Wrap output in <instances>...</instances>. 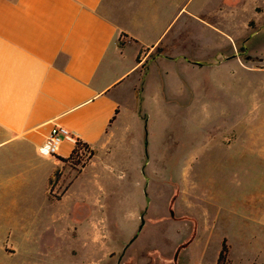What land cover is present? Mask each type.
Wrapping results in <instances>:
<instances>
[{
	"label": "rangeland",
	"instance_id": "374dc122",
	"mask_svg": "<svg viewBox=\"0 0 264 264\" xmlns=\"http://www.w3.org/2000/svg\"><path fill=\"white\" fill-rule=\"evenodd\" d=\"M234 2L222 33L191 25L198 41L186 32L172 58L148 67L143 101L130 109L146 120L113 166L100 151L72 167L19 140L0 146V246L15 250L0 252V264H216L223 239L227 264H264V0ZM161 53H141L116 91ZM50 166L47 195L65 196L53 204Z\"/></svg>",
	"mask_w": 264,
	"mask_h": 264
},
{
	"label": "crops",
	"instance_id": "0c3cea01",
	"mask_svg": "<svg viewBox=\"0 0 264 264\" xmlns=\"http://www.w3.org/2000/svg\"><path fill=\"white\" fill-rule=\"evenodd\" d=\"M232 4L237 2L0 0V146L19 140L35 146L41 154L38 148L50 129L60 125L93 151L86 167L95 162L98 151L106 157L105 167L113 166L117 151L123 149L129 136L134 131L139 134V120H146V113L138 111L135 115L132 110L130 115V109L143 101L148 67L159 57L172 58L169 51L173 43L182 41L186 32L189 42L198 41L191 25L201 24L202 28L222 33L226 21H231ZM156 47L162 53L146 61L143 79L116 91L139 66L138 54L148 56ZM220 53L217 51L215 56ZM182 56L199 66L221 62ZM74 146L63 139L55 157L41 155L61 161ZM62 152L66 156H61ZM3 167H8L7 163ZM56 170L50 166L43 176L45 203L65 198L51 199L47 195ZM83 202L86 203L83 200L79 204ZM85 208L80 205L77 210L87 212ZM67 228L60 235L71 230ZM0 252L14 254L15 250L3 245Z\"/></svg>",
	"mask_w": 264,
	"mask_h": 264
},
{
	"label": "trees",
	"instance_id": "16d2710c",
	"mask_svg": "<svg viewBox=\"0 0 264 264\" xmlns=\"http://www.w3.org/2000/svg\"><path fill=\"white\" fill-rule=\"evenodd\" d=\"M140 54L141 53H139L138 56L136 57L137 62H141ZM141 66H143V63ZM86 152H89L91 154L93 153V151L89 148L87 143L78 139L71 153L65 158L61 157L60 160L73 167V166H76L77 163L79 162L77 160L78 159L80 160V156H82L81 154H86ZM55 173L57 174V170L55 171ZM228 252H229V246L227 245L226 240L223 239L220 250H219V254L216 260V264H227Z\"/></svg>",
	"mask_w": 264,
	"mask_h": 264
},
{
	"label": "built area",
	"instance_id": "2783aa9c",
	"mask_svg": "<svg viewBox=\"0 0 264 264\" xmlns=\"http://www.w3.org/2000/svg\"><path fill=\"white\" fill-rule=\"evenodd\" d=\"M63 139L77 143V138L60 125H53L47 134L44 143L38 148L39 153L48 157H55L58 146Z\"/></svg>",
	"mask_w": 264,
	"mask_h": 264
},
{
	"label": "water",
	"instance_id": "95a60500",
	"mask_svg": "<svg viewBox=\"0 0 264 264\" xmlns=\"http://www.w3.org/2000/svg\"><path fill=\"white\" fill-rule=\"evenodd\" d=\"M143 224H144V220H143V218H142V216H141V224H140L139 229H138L139 231L141 230ZM134 239H135V237H133L132 239H130L129 242L124 246L123 251H122L123 253H124L125 249L130 245V243H131Z\"/></svg>",
	"mask_w": 264,
	"mask_h": 264
}]
</instances>
